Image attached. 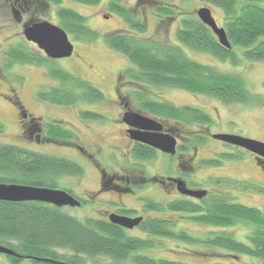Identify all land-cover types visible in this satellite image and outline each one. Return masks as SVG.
<instances>
[{
  "label": "trees",
  "instance_id": "16d2710c",
  "mask_svg": "<svg viewBox=\"0 0 264 264\" xmlns=\"http://www.w3.org/2000/svg\"><path fill=\"white\" fill-rule=\"evenodd\" d=\"M49 1L59 3V0ZM74 1L93 5L100 0ZM167 1L156 0L150 6L162 14H172L173 10L165 4ZM201 1L223 11L224 21L221 26L225 29L231 48L221 46L212 31L197 18L181 19L180 29L176 32L178 42L233 63L237 60L232 47L241 46L245 59L264 61V0ZM112 8L125 19L129 28L120 34L104 35V40L131 63L123 75L137 84L185 89L213 96L225 103L249 102L254 98L239 75L220 73L207 65L191 61L182 54L179 46L139 41L134 30L143 32L144 25L130 18L119 5L112 3ZM57 17L60 26L79 40L93 41L99 37L97 31L88 28L84 17L73 10L59 7ZM7 53L10 56L7 66L16 62L45 65L49 61L45 56L27 52L20 47L10 48ZM48 72L61 86L39 92L40 99L63 106L74 105L80 100H104L103 92L87 81L58 67L50 68ZM138 96L140 107L153 118L173 120L181 124L210 123V118L200 109L178 107L165 100H153L146 95ZM80 115L100 118L91 112ZM51 133L58 142H67L72 137L68 131L58 126ZM82 171L83 168L77 162L69 159L25 149L17 144L0 143V183L56 188L59 176H78ZM205 202V209H199L186 201L175 202L170 209L200 212L194 221L204 225L225 228L240 222L248 223L250 226L246 243L238 241L228 232L213 233L202 242L236 254L229 255L234 260L238 255H247L264 264V206L254 208L230 202L223 195L211 196V200L208 198ZM156 206L158 205L152 203L149 208ZM165 228L155 222L144 224L141 230L185 242L194 241L186 232L174 233L167 230L165 233ZM0 244L20 255H6L11 264H22L25 260L29 264H86L87 260L96 258H107L109 264H187L139 254V251L153 247L151 238L129 236L121 227L105 220L86 218L79 221L62 211L61 207L35 201L0 200ZM62 250H68L69 255L61 254L59 251ZM23 256L29 258L24 259Z\"/></svg>",
  "mask_w": 264,
  "mask_h": 264
},
{
  "label": "rangeland",
  "instance_id": "374dc122",
  "mask_svg": "<svg viewBox=\"0 0 264 264\" xmlns=\"http://www.w3.org/2000/svg\"><path fill=\"white\" fill-rule=\"evenodd\" d=\"M8 1L0 0V74L3 73L4 75L1 79L5 82L8 81V84L14 88L26 111L33 116L42 118L48 127L53 126L55 129L58 126L62 129H68L72 135L74 132L75 135L72 139H67L65 143L17 142L15 136L19 132V123L15 111L16 105L12 98L8 97V94H5L7 85L3 82L0 84V125H2L0 143L17 144L25 149L66 158L77 162L83 168L81 175L59 176L56 179V188L76 195H80L84 190L93 189L97 182L96 171L89 163L82 161L74 149L75 144L88 147L90 146V141L94 139H100L102 143H105L111 138L110 136H106L105 132L106 134H111V136H116L119 131L116 125H109L110 123H107L109 122L107 118L97 121L90 116L82 117L78 113L80 109L86 111L97 109L98 112H102L113 118L116 110H114L111 100L114 99L112 91L116 72L123 71L124 68H129L131 65L122 53L109 47L104 40V35L120 34L125 30L128 31L129 28L125 19L113 11L112 3L119 5L128 13L130 18L144 25L145 29L143 32L137 30H134L135 34L132 32L137 36L139 41L179 46L182 54L191 61L207 65L220 73L239 75L245 82L248 91L254 94V98L249 102L225 103L207 94L193 93L174 87L140 85L141 87L138 88L139 84L132 87L131 84L127 83L125 84V88L130 87L141 92L144 91L147 96L154 99L155 96H159L160 99L156 98V100L162 99L178 107L190 106L200 109L210 118L209 124L197 122L182 123L188 131L203 130L209 126V133L222 131L251 139L264 140V61L245 59L242 53L243 48L241 46H233L232 52L237 60L233 63L228 59L221 60L210 53L189 48L176 39V32L180 29L182 18H197L196 10L205 6L212 11L216 23L222 25L224 15L221 9L201 0H168L165 4L173 12L167 15L151 7L150 4L154 5L152 0H100L99 3L93 5L79 3L74 0H59L57 4H53L49 0H24L28 7L30 6V2L34 4L32 7L37 6V11L33 8L30 9V7L25 8L28 16L37 17V14L39 15L43 13L42 11H45L44 16L52 23L58 25L57 11L59 7L73 10L84 17L85 24L89 29L97 31L99 37L93 41L79 40L67 32L68 38L74 48V55L72 57L49 60L45 65L16 62L11 66H7L10 60L7 51L10 48L20 47L27 52L43 55V52L38 50L35 44L24 39L22 34V37H20L19 25L15 19L16 14L10 7L11 0ZM13 2L15 3V1ZM18 2L20 3V0ZM14 7L17 8L16 10H19L16 5ZM103 15L108 17L104 18ZM75 54L80 55L83 60L97 67L99 74L107 76L100 84L104 100L91 102L78 101V103L76 102L71 106L55 105L41 100L37 94L38 91H49L52 88L61 86L58 80L52 79L49 75L48 71L50 68L58 67L76 77L93 79L91 71L86 65L81 64L75 58ZM133 108L142 113L144 111V114H148L145 113L146 111L139 104H134ZM50 120H57L60 122V126L54 125ZM157 121L160 120L158 119ZM209 141L212 143L202 146L199 149V154L203 156L209 155L213 150H220V147L226 149L220 142L211 139ZM248 156L242 154L244 158L238 160L222 157L219 168L212 170L211 174L218 178L211 179L215 189L210 190L223 195L230 202L262 208L264 206V182L259 180L260 177L255 167L248 162L250 161ZM201 171L202 174L206 175L211 170L203 168ZM62 211L79 221H84L86 218H89L88 216L96 217L95 213L88 212L84 208L74 209L67 206L62 207ZM167 216L171 222L175 221L174 223L170 222V230H173L172 228L183 229L181 231L193 237L194 241L185 242L179 239L160 237V239H153V247L141 250L138 252L139 254L152 258L180 261L187 264H213L215 262L221 264H261L259 259L247 255H238L237 259L234 260L229 258V255L236 256V254L202 242L207 237L212 236L213 233L228 232L238 241L246 243V236L250 226L248 223L240 222L235 226L222 228L193 223L188 221V219H179L176 214L171 212H168ZM126 234L144 238V235L137 229L130 230ZM59 252L66 255L70 253L68 250ZM109 263L110 261L107 258H96L86 261V264ZM0 264H11L6 255L2 253H0ZM22 264H29V262L25 260Z\"/></svg>",
  "mask_w": 264,
  "mask_h": 264
},
{
  "label": "flooded vegetation",
  "instance_id": "af4514ba",
  "mask_svg": "<svg viewBox=\"0 0 264 264\" xmlns=\"http://www.w3.org/2000/svg\"><path fill=\"white\" fill-rule=\"evenodd\" d=\"M13 1H15V3ZM18 1L19 0H11L10 7L16 14L15 19L19 25L20 37H24L23 29L25 26L31 23L38 21H48L52 23L44 16L45 11H42L43 13H40L39 15L37 14V17L28 16V12L25 8L30 7V9L33 8L37 11V6L32 7L34 4L30 2V6L28 7L24 0H20V3ZM152 1L156 2V0ZM14 5H16L19 10H16L17 8H15ZM103 17L107 18L108 16L103 15ZM52 24L58 25L56 23ZM58 26H60V24ZM38 50L43 52L39 48ZM73 55L74 50L70 57ZM42 56L47 57L44 52ZM47 58L48 60H59L51 59L49 57ZM75 58L81 64L86 65V67L91 71V77L93 79L90 80L86 77L79 78L87 81L94 87L101 90L100 84L105 80V78H107V76L99 74L98 68L83 60L80 55L75 54ZM126 69L127 68H124V70ZM124 70L117 71L114 78V86L112 91L114 99L111 100V103L114 107V110L116 111L113 118L102 112H98L97 109H92V111H86L82 109L78 110L79 115L83 112L97 114L100 116L99 119H95L97 121L107 118L109 120L107 123H110L109 125H116L119 131L116 136H111V134H106L105 132L106 136L111 137L105 143H102V141L97 138L98 140H91L90 146L88 147L81 144H75L74 149L79 154L82 161L89 163L95 169L97 174V182L93 189L84 190L80 195L69 192L80 202L79 206L70 208H84L88 212H93L96 214L95 218L88 216L89 218L105 220L108 222H110L109 216L111 214L129 218L141 217V222L133 228H121L125 230L126 233L130 230L137 229L144 235V238L146 237L156 240L160 239V237L167 236L152 235L147 232H143L141 228L144 224H153L155 222H159L161 225L166 227L164 231L165 233L167 230L174 233L183 232L181 231L183 229L172 228L173 230H170L171 221L167 216L168 212L176 214L179 219H188V221L197 223L194 221V218L198 217L201 214L200 212H185L182 210L170 209V206H174L175 202L186 201L191 204H195V206L199 209H205V201H207L208 198L211 200V196L220 195L219 193H215L210 189H215V186L212 185L211 179H216L218 177L212 175L211 173L212 170L219 168L222 156L229 157L227 159L238 160L244 158L242 157V154L249 155L248 157L250 161L248 162H250L252 166L255 167L257 174L261 178H259V180L264 182V157L242 147L213 138V134L232 133L222 131L209 133L210 128L208 125L207 129L188 131L184 128L183 124L176 123L173 120H160L159 122L162 124V129L159 133L169 135L175 140L173 154L163 152L159 149L133 139L130 136L129 131H135L137 129L123 122L124 113L126 111H134L150 118L153 117L150 116L148 112L145 113H148L149 115L144 114V111L142 113L139 110L133 108L134 104H141L138 94H146L144 91L141 92L130 87L125 88V84L127 83L131 84L132 87L137 86L138 84L130 77L123 75ZM3 76V73H1L0 84L3 82L6 83L7 90L5 94H8V97H11L16 105L15 111L19 123V132L15 136L17 142L31 141L36 143H65V141L58 142L53 138V134L51 133L54 128L53 126L48 127L43 122L44 120L42 118L33 116L28 111H26V109L21 104L20 98L17 96L14 88L8 84V81H2L1 77ZM139 87L141 86L138 85V88ZM41 91H38V93ZM156 98L160 99L159 96H155V99H151L156 100ZM157 101L163 100L161 99ZM153 119L156 121L158 120L156 118ZM50 122H53L54 125L60 124V122L57 120H50ZM64 130L68 131V129ZM74 135V132L73 135L71 133L72 137ZM209 139L222 143L226 149H222L223 147H220L217 143L220 147V150H213L211 154L204 156L199 154V149L202 146L212 143L211 141L208 142ZM255 140L264 142V140L261 139ZM147 154L148 157H145ZM203 168L211 171H208L209 173L204 175L201 171ZM179 185H182L185 190L205 191L206 193L200 198L186 195L179 190ZM154 194H156V196H154ZM152 203L157 204L158 206L149 208ZM177 206L179 205L177 204ZM174 222L175 221L171 223ZM167 238L172 239V237Z\"/></svg>",
  "mask_w": 264,
  "mask_h": 264
},
{
  "label": "water",
  "instance_id": "95a60500",
  "mask_svg": "<svg viewBox=\"0 0 264 264\" xmlns=\"http://www.w3.org/2000/svg\"><path fill=\"white\" fill-rule=\"evenodd\" d=\"M196 15L205 26L210 28L221 46L231 48L225 29L222 26H218L210 8L200 7L196 10ZM23 35L27 41L35 43L51 59L68 58L73 53V44L69 40L67 32L60 26L48 21H38L25 26ZM123 122L137 129L129 131L130 136L136 141L163 152L174 153L175 140L169 135L159 133L162 129V124L159 121L138 112L126 111L123 115ZM212 137L264 157V142L262 141L224 133L213 134ZM178 188L182 193L193 197L200 198L206 193L205 191L185 190L182 185H179ZM0 200L11 202L35 201L61 208L80 205V202L66 190L15 183H0ZM109 220L112 224L131 229L138 225L142 218H129L111 214ZM0 253L20 257L13 249L1 244ZM23 258L29 257L23 256Z\"/></svg>",
  "mask_w": 264,
  "mask_h": 264
}]
</instances>
